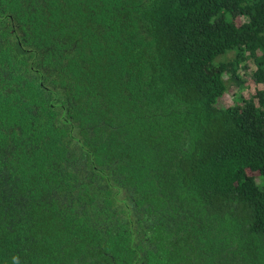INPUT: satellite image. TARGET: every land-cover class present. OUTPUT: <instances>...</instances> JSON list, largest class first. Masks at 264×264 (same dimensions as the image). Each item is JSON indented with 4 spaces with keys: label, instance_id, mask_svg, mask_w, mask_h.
Listing matches in <instances>:
<instances>
[{
    "label": "trees",
    "instance_id": "obj_1",
    "mask_svg": "<svg viewBox=\"0 0 264 264\" xmlns=\"http://www.w3.org/2000/svg\"><path fill=\"white\" fill-rule=\"evenodd\" d=\"M247 76L264 0H0V264H264Z\"/></svg>",
    "mask_w": 264,
    "mask_h": 264
},
{
    "label": "rangeland",
    "instance_id": "obj_2",
    "mask_svg": "<svg viewBox=\"0 0 264 264\" xmlns=\"http://www.w3.org/2000/svg\"><path fill=\"white\" fill-rule=\"evenodd\" d=\"M253 68V66H250V69ZM246 84L245 87L240 91L241 95H243L244 97L248 98L252 95V93L254 92V89L256 87L258 88H264V86L262 84H255L253 82V80L251 79L250 76H247L246 78ZM239 93V94H240ZM237 94V95H239ZM234 96H232L231 94L227 93L224 95L223 98L220 99L219 104L220 105H228V104H233L234 102Z\"/></svg>",
    "mask_w": 264,
    "mask_h": 264
}]
</instances>
